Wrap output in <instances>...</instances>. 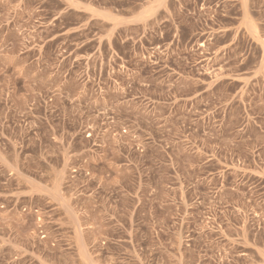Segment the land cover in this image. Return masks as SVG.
<instances>
[{
  "label": "rangeland",
  "instance_id": "rangeland-1",
  "mask_svg": "<svg viewBox=\"0 0 264 264\" xmlns=\"http://www.w3.org/2000/svg\"><path fill=\"white\" fill-rule=\"evenodd\" d=\"M225 1L0 0V264H264V0Z\"/></svg>",
  "mask_w": 264,
  "mask_h": 264
},
{
  "label": "crops",
  "instance_id": "crops-1",
  "mask_svg": "<svg viewBox=\"0 0 264 264\" xmlns=\"http://www.w3.org/2000/svg\"><path fill=\"white\" fill-rule=\"evenodd\" d=\"M63 4L72 11H78L85 13L93 19H97L106 23H109L113 28L122 27L125 25H142L147 22L153 21L156 13L160 9L167 6V0H140L139 8L135 11L128 12L126 15H122L119 12H115L108 7L95 5L92 0H61ZM238 0H226L223 2V6L227 10L225 17H236L232 11L238 9ZM247 22H245L246 24ZM250 25V24H249ZM251 31H254L253 26H249ZM98 34L95 36L97 37ZM105 37H109L106 36ZM264 257V256H262ZM264 261V259H263Z\"/></svg>",
  "mask_w": 264,
  "mask_h": 264
},
{
  "label": "built area",
  "instance_id": "built-area-1",
  "mask_svg": "<svg viewBox=\"0 0 264 264\" xmlns=\"http://www.w3.org/2000/svg\"><path fill=\"white\" fill-rule=\"evenodd\" d=\"M219 1H221V0H219ZM211 57H212V56H211ZM218 65H219V64H218ZM218 65H211V64H210L209 67L214 69V68H218V67H217ZM210 68H209V69H210Z\"/></svg>",
  "mask_w": 264,
  "mask_h": 264
}]
</instances>
